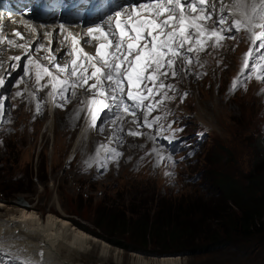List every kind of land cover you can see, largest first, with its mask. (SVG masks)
Returning a JSON list of instances; mask_svg holds the SVG:
<instances>
[{"label": "rangeland", "instance_id": "obj_1", "mask_svg": "<svg viewBox=\"0 0 264 264\" xmlns=\"http://www.w3.org/2000/svg\"><path fill=\"white\" fill-rule=\"evenodd\" d=\"M223 1L226 4L231 2ZM248 44L249 34L242 32L239 37L223 41L221 47H209L199 53L201 62H194L190 72L181 69L179 75L166 79L176 84L174 90H165L171 98L160 99L162 107L154 109L151 115L161 119L162 113L173 111L181 117L175 122V126L181 128V134L187 135L191 140L203 135L195 158L189 162L178 161L174 167L166 159L165 150L153 139V130L140 124L134 126L137 121L133 122L130 114L124 116L119 124L122 131L113 132L110 128L111 121L115 119L110 114L104 116L102 122L98 121L103 124V131L93 129L96 137L91 134L77 141L86 114L82 111L79 118H75L76 112L71 109L74 102L69 100L64 103L60 100L59 103H64V106L58 107V111L54 112V126L52 129L48 128L51 112L49 113L47 86L42 89L44 100L37 102L32 100L33 96L28 94L29 91H17L19 84L16 81L24 73V64L19 62V67L8 78L5 77L6 87L0 92V95L6 97L4 114L0 117V166H9V170L5 172L6 179L21 180V183L8 188L4 186L5 195L0 192V198L4 197L6 200L0 199V210L3 211L8 206L22 210L35 209L44 217L47 213L54 212L71 222L75 219L93 228L87 217L93 205L103 198L118 200L120 195L126 197L124 189L129 187L128 183L134 177L149 182L161 195L190 194L195 193L193 189H196L206 197L213 195L205 186L212 173L222 172L227 176L240 178L242 174L249 172L258 145L264 150V82L249 79L245 81L246 89L241 86L230 91L233 79L241 71L243 51ZM32 81L37 83L34 79ZM33 91L34 88L31 93ZM79 91L86 97L91 94L82 89ZM17 92L22 95L17 97ZM66 95L71 97L70 93ZM161 96L162 94L154 98ZM126 127L143 133L131 136L126 133ZM117 137L123 142H118ZM101 141L106 142L101 144L123 154L118 160L109 159L105 170L97 167V159L103 153V150L97 153ZM75 143L77 145L73 151ZM153 148L164 157L158 165L159 157L152 151ZM182 153L177 152L174 156ZM85 161L89 163L86 164ZM165 172H174L175 175L169 177ZM18 187L30 188L32 193L13 192ZM90 234L121 253L120 263L112 264H133L130 260V254L133 253L148 258L178 256L183 259V264H264V253L258 249L257 256L255 252L252 253L254 259L249 258L251 255L248 250H237L231 246L219 248L212 253L149 255L126 250ZM93 254L94 252L89 253L84 259L93 260Z\"/></svg>", "mask_w": 264, "mask_h": 264}, {"label": "snow or ice", "instance_id": "obj_2", "mask_svg": "<svg viewBox=\"0 0 264 264\" xmlns=\"http://www.w3.org/2000/svg\"><path fill=\"white\" fill-rule=\"evenodd\" d=\"M90 8L97 20L103 21L105 16L108 17L103 23H94L87 29L86 36L81 37L84 43L95 41L94 55L78 47L80 41L72 34H69L72 41L69 52L71 62L61 66L55 63L54 56L51 57L50 62L57 70L55 74L26 54L28 62L37 69L36 82L39 83L44 75L50 78L52 91L49 96L54 104L56 96L64 103L68 102L66 93L76 96L81 89L91 93L81 101L86 108H78L75 114V118H79L80 113L86 110L89 127L103 131L102 123L98 121H102L107 114L115 117L111 121L113 124L129 114L135 122L137 112L141 110L145 124L152 127L155 121H149L148 115L162 102L153 103V98L162 94L163 98L170 99L167 91L163 90L174 88L173 84L164 81L169 76L174 78L179 75L181 69L190 72L194 62L200 63L199 53L209 47H221L223 41L230 38L226 35L230 32H247L250 41V47L242 58L241 71L233 79L230 91L241 86L246 89L245 81L252 79L253 74L255 79L264 82V0H231L229 4L220 0L219 14L216 5L209 0H132L131 9L114 3V0H93ZM14 35L23 38L18 31ZM5 42L17 46L14 41L0 35V43ZM11 59L17 63L10 65V68L19 67L21 56ZM29 63L23 65L25 76L29 74ZM5 75L10 76L11 71L6 70ZM5 75H0V89L6 87ZM241 76L244 80H241ZM21 80L16 83L19 84ZM89 81L93 82L89 84ZM17 95L22 93L17 92ZM5 99L0 95V117L4 114ZM64 103L56 106L63 107ZM39 109L38 103L37 111ZM122 130V127L118 128L117 132ZM128 134L142 135L131 130ZM117 140L123 142L119 137ZM101 149L106 153L105 161L118 160L123 155L103 144L97 148L98 154ZM152 151L159 157L158 165L164 157L157 149L153 148ZM166 159L175 166L176 161L171 154ZM100 166L106 167V164ZM165 175L171 177L175 173L165 172ZM11 240L12 237L0 234V253L12 255L19 264H42V251L40 262L15 255Z\"/></svg>", "mask_w": 264, "mask_h": 264}, {"label": "trees", "instance_id": "obj_3", "mask_svg": "<svg viewBox=\"0 0 264 264\" xmlns=\"http://www.w3.org/2000/svg\"><path fill=\"white\" fill-rule=\"evenodd\" d=\"M8 168L0 166V192L4 195V186L21 183L5 178ZM208 177L205 186L213 195L206 197L194 187L195 193L161 195L149 182L134 177L124 189L128 197L103 198L93 205L87 216L93 228L75 219L72 222L126 250L149 255L212 253L226 246L248 250L252 259L257 249L264 253L262 146L258 145L249 172L240 178L222 172ZM13 192L32 193L27 187Z\"/></svg>", "mask_w": 264, "mask_h": 264}, {"label": "bare ground", "instance_id": "obj_4", "mask_svg": "<svg viewBox=\"0 0 264 264\" xmlns=\"http://www.w3.org/2000/svg\"><path fill=\"white\" fill-rule=\"evenodd\" d=\"M126 6L131 9V5ZM58 19L57 16H49L48 22H45L33 16H25L22 11L0 14V35L14 41V44L17 45L13 46L7 42L0 43V75H5L6 70L12 73L17 68H10V65L17 63L15 60L11 59L13 57L21 56V63H29L27 55H31L33 60L42 64L55 74L57 70L50 62L51 57L54 56L56 58L55 63L61 66L69 64L72 60V56L69 55L72 48L71 36L69 34L74 35L76 39L80 41L78 47L94 55L95 41L84 43L81 41V37L86 36L87 29L96 22L89 23L88 25L75 22L60 27ZM104 21L106 20H103L102 23ZM17 31L22 34V39L14 35V32ZM19 45H24L26 47H19ZM38 45L43 47H37ZM36 70L35 65L29 63V74L25 76L22 72L23 80L20 79L21 82L16 90L19 91L22 89L29 91L30 93L28 92V94H32L31 96H33L31 97L32 100L37 102L41 99L44 100L45 97L42 91L44 87L41 86L46 85V91L49 93L52 91V87L49 82L50 78L47 75H44L39 83L32 81L33 79L36 80ZM7 76L8 75H5V77ZM24 77L27 78V80ZM30 78L33 79L30 80ZM61 79H63V74H61ZM92 82L93 81H89V84ZM33 88L34 91L31 93V89ZM1 90L2 89H0V92ZM34 92H36L35 95ZM77 92H79L78 95H71V97H68V101L74 102L71 109H74L75 112L78 108H86V105L81 103V101L86 99V96L79 90ZM17 97H20V95H17ZM59 101V96H56L55 104L53 103L52 97L49 96L48 98L49 113H51L47 124L50 129L54 126V112L59 109L56 106ZM83 112H85L86 118L81 124L77 141L91 134L94 135L92 132L94 128L89 127L88 113L86 110ZM122 121L117 124L111 123L110 128H112L113 132H117L119 124H121ZM94 136L96 137V135ZM76 145L77 143L74 144L73 151ZM1 210L0 234L12 237L11 243L14 244L12 252L15 255L30 257L32 260L40 262V252L42 251V264H112L114 262L120 263L121 261V253L117 251L118 249L82 230L70 220L54 212H49L44 217L41 213L33 209L22 210L18 207L8 206L3 211ZM91 252H94V259L85 260L84 257ZM0 260H11L12 263L19 264V262L9 254L0 253ZM130 260L133 264H183V259L178 256L175 258H148L133 253L130 254Z\"/></svg>", "mask_w": 264, "mask_h": 264}, {"label": "water", "instance_id": "obj_5", "mask_svg": "<svg viewBox=\"0 0 264 264\" xmlns=\"http://www.w3.org/2000/svg\"><path fill=\"white\" fill-rule=\"evenodd\" d=\"M177 255V254H176ZM167 256H172V255H167Z\"/></svg>", "mask_w": 264, "mask_h": 264}]
</instances>
